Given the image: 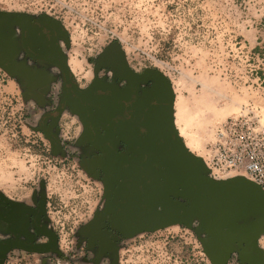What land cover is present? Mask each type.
<instances>
[{"label":"rangeland","instance_id":"rangeland-1","mask_svg":"<svg viewBox=\"0 0 264 264\" xmlns=\"http://www.w3.org/2000/svg\"><path fill=\"white\" fill-rule=\"evenodd\" d=\"M0 10L46 14L62 22L71 41L68 59L78 62L75 76L83 84L92 70L88 60L110 43H118L134 67L164 73L193 140L190 151L203 158L214 178L249 179L243 172H215L211 155L229 118L243 117L241 129L252 122L264 126V86L257 73L264 74V0H0ZM23 90L21 78L0 68V192L27 197L41 189L61 254L75 257L81 250L77 230L101 205L102 183L86 174L71 153H50L48 141L34 129L43 108ZM77 127V119L65 113L62 136L72 138ZM196 225L173 224L126 238L111 263L212 264ZM261 227L264 248V223ZM249 243L259 248L256 240ZM235 244L242 245L234 243L226 264H233ZM61 259L56 254L51 264L65 263Z\"/></svg>","mask_w":264,"mask_h":264},{"label":"flooded vegetation","instance_id":"flooded-vegetation-1","mask_svg":"<svg viewBox=\"0 0 264 264\" xmlns=\"http://www.w3.org/2000/svg\"><path fill=\"white\" fill-rule=\"evenodd\" d=\"M23 15L32 23L35 33L33 36L24 34L28 41V49H25L18 25L3 29L10 41L1 38L0 51L4 58L12 61L13 68H0L21 78L24 81L23 96L35 100L43 108L34 129L46 138L50 153L55 157L70 153L76 157L79 167L102 183V202L77 230L81 250L75 257H70L61 254L60 235L50 215L46 194L41 189H34L27 197L0 192V264H51L56 254L61 255L63 264H112L122 240L149 232L140 230L130 234L123 225L130 210L127 189L133 190L141 182L142 167L160 173L161 178L165 173L162 158L141 152L140 144H147V136L137 131V127H143L135 119L137 111L148 107L152 112L157 106L152 89L158 85V75L154 69L134 67L124 50L121 52L116 43H110L88 60L92 70L86 84L78 81L72 72L79 91L87 89L93 82L103 84L106 89L100 94L106 104L101 108L85 107L71 92L67 100L62 101L64 80L59 62L65 58L72 71L67 51L70 35L66 30V42L55 27L44 20L47 18ZM65 113L74 116L78 122L72 138L60 133ZM48 135L57 144L53 146ZM143 156L146 160L141 166L139 161ZM144 179L147 182V177ZM259 240L260 236L256 239L259 248H249L250 241L240 247L235 244L236 253L231 254L233 264H264V248ZM243 255L247 256L246 260L241 258Z\"/></svg>","mask_w":264,"mask_h":264},{"label":"water","instance_id":"water-1","mask_svg":"<svg viewBox=\"0 0 264 264\" xmlns=\"http://www.w3.org/2000/svg\"><path fill=\"white\" fill-rule=\"evenodd\" d=\"M41 16L47 18L44 20L52 24L62 39L68 42L62 22L49 20L46 14ZM12 25H18L21 29L22 45L28 49L24 34L34 35L32 23L23 13L0 10V39L10 41L3 29ZM55 47L59 50L56 44ZM59 66L64 80L62 101H66L71 92L85 107L101 108L106 104L100 94L106 89L103 84L93 82L87 89L79 91L65 58L59 62ZM0 67L7 70L13 68L12 61L4 58L1 51ZM156 73L159 81L157 87L152 89V96L157 97L158 104L152 112L148 107L147 110L137 111L135 119L143 127H137V131L147 136V144H140L141 152L157 156V159L162 158L165 173L161 178L160 173L141 168V173L144 174L141 182L133 190L128 188L126 192L130 210L123 219V225L131 234L134 231H152L173 224L191 228L194 221H197L195 230L206 256L212 264H226L234 243L241 244L249 240L255 242L263 231L264 192L256 183L243 176L220 179L209 174L203 158L191 152L179 136L174 116L176 96L170 80L164 73ZM60 109L61 107L59 111ZM50 140L53 146L57 144L54 138L50 137ZM145 160L146 157L143 156L139 161L141 166ZM146 177L147 182L144 181ZM250 216H254L256 220L248 221ZM241 258L246 260L247 256L243 255Z\"/></svg>","mask_w":264,"mask_h":264},{"label":"built area","instance_id":"built-area-1","mask_svg":"<svg viewBox=\"0 0 264 264\" xmlns=\"http://www.w3.org/2000/svg\"><path fill=\"white\" fill-rule=\"evenodd\" d=\"M242 120L233 116L220 127V142L211 164L219 174L243 172L264 192V126L252 122L241 129Z\"/></svg>","mask_w":264,"mask_h":264},{"label":"bare ground","instance_id":"bare-ground-1","mask_svg":"<svg viewBox=\"0 0 264 264\" xmlns=\"http://www.w3.org/2000/svg\"><path fill=\"white\" fill-rule=\"evenodd\" d=\"M68 64L72 70V72L74 74H76L77 76H79V64L76 60L70 58L68 59ZM178 99H176V102L174 104L175 107V124H176V128L178 130L179 135L184 138V143L186 145V147L189 150H192L194 147V143L192 138L189 136L188 133H186L184 125H183V120H182V116H181V112L179 110V105H178Z\"/></svg>","mask_w":264,"mask_h":264},{"label":"trees","instance_id":"trees-1","mask_svg":"<svg viewBox=\"0 0 264 264\" xmlns=\"http://www.w3.org/2000/svg\"><path fill=\"white\" fill-rule=\"evenodd\" d=\"M257 49H260V46H256L255 50H257ZM257 73H259L258 78L261 79L262 85L264 86V74H263V72L259 70Z\"/></svg>","mask_w":264,"mask_h":264}]
</instances>
